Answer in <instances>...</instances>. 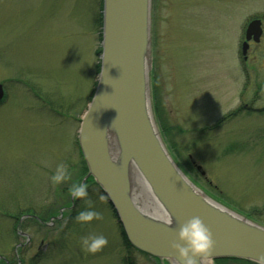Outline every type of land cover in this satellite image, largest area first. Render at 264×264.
I'll return each instance as SVG.
<instances>
[{
	"label": "rangeland",
	"instance_id": "1",
	"mask_svg": "<svg viewBox=\"0 0 264 264\" xmlns=\"http://www.w3.org/2000/svg\"><path fill=\"white\" fill-rule=\"evenodd\" d=\"M99 3L0 0L1 263L161 264L126 245L92 184L69 205L86 175L77 138L98 79ZM254 20L263 36L243 56ZM152 60L171 155L206 194L264 226V0H153ZM59 163L70 178L54 185ZM88 199L102 220L75 219ZM99 234L107 245L84 251L81 238Z\"/></svg>",
	"mask_w": 264,
	"mask_h": 264
},
{
	"label": "water",
	"instance_id": "2",
	"mask_svg": "<svg viewBox=\"0 0 264 264\" xmlns=\"http://www.w3.org/2000/svg\"><path fill=\"white\" fill-rule=\"evenodd\" d=\"M152 8L153 0H103L101 68L78 131L88 168L82 183L93 179L131 246L161 264L177 263L172 245L193 216L212 232L213 264L220 259L264 264V226L201 190L165 145L150 85ZM262 33L260 20L249 24L243 55ZM4 95L0 84V102Z\"/></svg>",
	"mask_w": 264,
	"mask_h": 264
},
{
	"label": "clouds",
	"instance_id": "3",
	"mask_svg": "<svg viewBox=\"0 0 264 264\" xmlns=\"http://www.w3.org/2000/svg\"><path fill=\"white\" fill-rule=\"evenodd\" d=\"M70 178L68 166L65 163H59L55 172L51 176L52 183L59 184ZM69 193L73 199L87 198L88 185L86 183H74L69 188ZM99 199L104 201L106 196L102 193ZM89 207L86 210L79 211L75 219L82 223H88L93 220H102L103 214L95 210L91 205L90 199L86 200ZM168 225L173 221L169 219ZM178 240L172 247L178 252L177 264H212V252L215 241L208 226L199 216H193L183 223L179 229ZM108 243V239L103 234L89 235L81 238V247L88 253H96L103 249Z\"/></svg>",
	"mask_w": 264,
	"mask_h": 264
},
{
	"label": "trees",
	"instance_id": "4",
	"mask_svg": "<svg viewBox=\"0 0 264 264\" xmlns=\"http://www.w3.org/2000/svg\"><path fill=\"white\" fill-rule=\"evenodd\" d=\"M102 6H103V0H100V12L98 14V25H99V28L102 27V13H101V10H102ZM101 54V49L99 48L96 52V55L99 57ZM97 72L99 73L100 72V62L98 63L97 65ZM82 162L84 164V170H85V173H87V167H86V164L84 162V160L82 159ZM91 184H94L93 186H96V184L94 183V181L92 179H90ZM121 228V232H122V236H123V239L126 243V245L130 248V249H133L132 246L129 244L127 238H126V235L122 229V227L120 226ZM134 250V249H133ZM1 263V261H0ZM10 264H19L20 263V260L19 261H16L15 263H12V262H9ZM1 264H8L6 260H3V262ZM217 264H255L253 262H250V261H245V260H237V259H223V260H218L217 261Z\"/></svg>",
	"mask_w": 264,
	"mask_h": 264
},
{
	"label": "bare ground",
	"instance_id": "5",
	"mask_svg": "<svg viewBox=\"0 0 264 264\" xmlns=\"http://www.w3.org/2000/svg\"><path fill=\"white\" fill-rule=\"evenodd\" d=\"M133 173V169H131V174ZM133 176V175H132ZM132 182H134L133 180H131ZM133 185H134V183H133ZM173 264H177L176 262H173ZM212 264H213V262H212Z\"/></svg>",
	"mask_w": 264,
	"mask_h": 264
},
{
	"label": "flooded vegetation",
	"instance_id": "6",
	"mask_svg": "<svg viewBox=\"0 0 264 264\" xmlns=\"http://www.w3.org/2000/svg\"><path fill=\"white\" fill-rule=\"evenodd\" d=\"M253 43V42H250V44Z\"/></svg>",
	"mask_w": 264,
	"mask_h": 264
}]
</instances>
